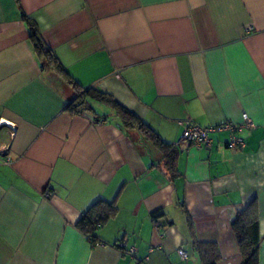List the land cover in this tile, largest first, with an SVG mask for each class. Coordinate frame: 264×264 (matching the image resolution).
I'll use <instances>...</instances> for the list:
<instances>
[{
    "label": "crops",
    "instance_id": "crops-1",
    "mask_svg": "<svg viewBox=\"0 0 264 264\" xmlns=\"http://www.w3.org/2000/svg\"><path fill=\"white\" fill-rule=\"evenodd\" d=\"M242 112V150L226 130L180 140L185 121ZM0 120V264H133L120 241L139 264H202L197 242L243 264L232 224L249 206L264 264V0H0ZM90 209L109 211L103 244L78 226Z\"/></svg>",
    "mask_w": 264,
    "mask_h": 264
},
{
    "label": "trees",
    "instance_id": "trees-1",
    "mask_svg": "<svg viewBox=\"0 0 264 264\" xmlns=\"http://www.w3.org/2000/svg\"><path fill=\"white\" fill-rule=\"evenodd\" d=\"M21 15L22 18L29 23L30 41L38 58L41 59V57H45L46 59H53L54 62H56L51 50L41 39L35 25L29 22V18L24 13H21ZM84 96L85 91H79L75 95L73 101L70 102L69 107L74 110L81 108V105L84 107ZM101 99L110 101L106 95H102ZM126 122L128 123V120H126ZM251 209V206H249V209L238 213L232 224L233 232L236 236L239 249L244 259L243 264H257L258 262L257 253L260 241L258 220L256 213ZM92 211L93 210L90 209L82 214L78 221V226L85 233L92 244H97L101 241L95 237L94 230L101 223V221L108 217L109 211H98L95 213ZM154 215H156V213H154L153 216ZM196 248L201 254L202 264H216L218 252L215 245L197 242Z\"/></svg>",
    "mask_w": 264,
    "mask_h": 264
},
{
    "label": "built area",
    "instance_id": "built-area-1",
    "mask_svg": "<svg viewBox=\"0 0 264 264\" xmlns=\"http://www.w3.org/2000/svg\"><path fill=\"white\" fill-rule=\"evenodd\" d=\"M253 29L252 25H245L243 31L245 33L250 32ZM241 123L233 124L231 122H224L218 125L201 126L193 121H185L183 124V130L180 135V140H186L195 147H208L211 144L210 134L213 132H218L226 130L229 133L228 140L226 141V146L232 151H239L244 149L245 141L237 135V132L242 128L251 129L255 126L252 119L248 116L246 112L241 113ZM2 125L8 126L14 131L15 128L11 122L1 121L0 127ZM11 130V133H14ZM10 150V143H0V162L4 164L10 163V158L8 157V152ZM97 244H103L102 242ZM120 247H123V253L129 255L133 260V264H139V260L136 257V248L134 246L125 247V242H118ZM178 256L182 260L188 258V252L186 251L184 245H179L176 249Z\"/></svg>",
    "mask_w": 264,
    "mask_h": 264
},
{
    "label": "rangeland",
    "instance_id": "rangeland-1",
    "mask_svg": "<svg viewBox=\"0 0 264 264\" xmlns=\"http://www.w3.org/2000/svg\"><path fill=\"white\" fill-rule=\"evenodd\" d=\"M78 93V92H77Z\"/></svg>",
    "mask_w": 264,
    "mask_h": 264
}]
</instances>
